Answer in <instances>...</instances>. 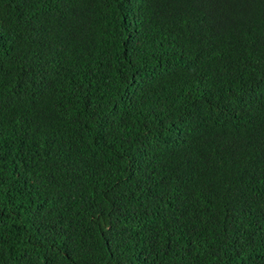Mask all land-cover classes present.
<instances>
[{
    "label": "trees",
    "instance_id": "obj_1",
    "mask_svg": "<svg viewBox=\"0 0 264 264\" xmlns=\"http://www.w3.org/2000/svg\"><path fill=\"white\" fill-rule=\"evenodd\" d=\"M0 264H264V0H0Z\"/></svg>",
    "mask_w": 264,
    "mask_h": 264
}]
</instances>
